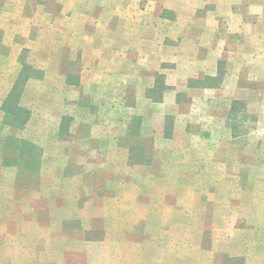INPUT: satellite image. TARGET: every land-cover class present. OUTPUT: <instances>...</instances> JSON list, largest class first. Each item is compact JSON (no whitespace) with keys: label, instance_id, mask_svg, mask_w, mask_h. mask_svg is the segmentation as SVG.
I'll use <instances>...</instances> for the list:
<instances>
[{"label":"rangeland","instance_id":"1","mask_svg":"<svg viewBox=\"0 0 264 264\" xmlns=\"http://www.w3.org/2000/svg\"><path fill=\"white\" fill-rule=\"evenodd\" d=\"M114 5L0 0V264H151L149 239L157 233L148 225L154 222L150 208L159 209L161 198L166 205L178 201L169 194L171 186L235 190L229 204L240 229L247 204L264 203V73L258 70V83L249 81L256 88L245 105L239 101L228 118L218 119L209 115L210 102L208 109L195 106L188 119L164 111L170 99L160 74L163 84L146 92L147 100L128 101H135L133 108L153 109L148 129L145 115L126 114L127 103L108 95L110 81L89 82L91 75L120 68L130 73L119 63L132 58L130 23L102 16V9ZM82 8L86 23L68 14ZM258 8L262 11L259 6L251 11ZM117 28L124 39L114 35ZM84 42H90L85 50ZM174 101L191 108L184 94ZM194 124L203 130H184ZM222 126L231 128L217 129ZM160 133L165 139L191 140L171 150L158 140ZM122 137L134 145L120 147ZM225 138L234 141L216 146ZM226 155V162H218ZM170 156L182 158L167 161ZM184 156L203 158L202 176L188 175L198 165ZM189 203L195 209L194 200ZM220 229L221 236L228 232ZM159 237L161 242L153 243L157 254H170L175 262L179 244L167 241L162 229ZM204 239L202 251L190 242L183 252L182 244L180 263L201 264L200 258L208 264H261L257 257H228L211 236ZM236 240L243 242V236ZM162 257L156 264H168Z\"/></svg>","mask_w":264,"mask_h":264},{"label":"crops","instance_id":"2","mask_svg":"<svg viewBox=\"0 0 264 264\" xmlns=\"http://www.w3.org/2000/svg\"><path fill=\"white\" fill-rule=\"evenodd\" d=\"M65 2L84 6L91 3H114V8L102 9V16L105 18L112 16L130 23L127 24L129 28L126 32L133 45L130 49L132 58L129 61L120 59L119 62L121 67L128 66L130 73L120 68L108 75H91L89 82L98 81L100 84V80L110 81L108 95L114 96L116 102L118 100L120 104L127 103L126 114L145 115L148 129V116L152 115L153 109L149 105L144 108H133L132 104L135 101L129 103L128 101L147 100L149 95L146 92L152 93L155 84H163L160 81L162 79L160 74L165 76L164 82L168 86L165 89V98L170 99V103L166 104L168 106H162L164 111L175 115L176 118L188 119L194 112L195 106L208 109L207 105L210 102L213 104L209 106V115L218 119L228 118L236 102L241 101L243 104H240L245 105L247 99L251 98V93H255L253 88H256L248 84L249 81L258 83V72L264 73V0H65ZM253 6L255 8L259 6L262 11L258 8V12H252ZM85 13L82 8L79 13L72 11L68 14L71 18L76 16L82 18V22L86 23L89 16ZM31 15L32 13L27 18H32ZM180 21L184 23L179 24ZM83 28L82 35L86 36L85 26ZM114 35L118 39H124L119 28L115 29ZM248 38L251 44L247 43ZM89 46L90 42H84L81 48L85 50ZM122 49L124 48L116 45L115 50ZM114 65L117 67L118 64ZM177 94H184L190 98L191 108L188 110L181 108V103L174 101ZM175 128L180 131L181 127ZM203 128L202 124H194L189 128L185 126L184 130L199 133ZM230 128L222 126L217 129L225 131ZM158 140L163 146L172 150V147L187 146L191 139H183V141L165 139L162 135ZM233 141L225 138L219 140L216 146H229ZM199 142L202 143L201 140ZM118 145L129 148L134 143L122 137ZM173 157L166 159L179 162L182 158L179 156L176 159L178 161L170 160ZM184 159L185 162L189 160L198 165L195 171L189 170L188 175H194L195 178L203 175L202 170H198L202 169L200 168L202 157L190 160L184 156ZM227 159V155L221 156L218 162L224 163ZM209 169L212 170V167L210 166ZM209 177L212 178V175ZM135 191L138 190L132 188V192ZM168 191L169 194L177 196L176 203L166 205L163 204L164 198H161L158 199V202H162L159 204V209H153L154 206L150 208L151 220L155 223L148 225L156 227L154 232L157 233L149 239L152 245L149 252L151 264L161 262L155 260L162 256L165 257H162L163 260H168V264H177V262L182 264L181 259H178L181 256L179 247L183 244L182 250L185 252L186 244L191 242L197 244L198 250L202 251L204 237L207 235L219 243L218 251H223L226 256L241 257L243 260L257 257L261 264H264V203L247 204L245 215L240 218L242 220L240 229L234 222L237 217L236 211L229 204L234 201L235 190L232 191L230 188L219 190L213 185L205 191L200 189L188 191L186 187L177 186L169 187ZM188 200L192 202L194 200L195 209L190 203L188 204ZM220 228H227L225 231L228 232L221 236L219 231L224 229ZM161 229L164 236H167V241L179 244L176 248L180 254L174 255L175 262L171 261L170 254H157V248L153 243H159L163 239L159 237ZM239 235L243 236V242L236 240ZM214 254L216 257L218 252ZM198 260L201 264H208L200 258ZM182 262L186 264V260Z\"/></svg>","mask_w":264,"mask_h":264},{"label":"trees","instance_id":"3","mask_svg":"<svg viewBox=\"0 0 264 264\" xmlns=\"http://www.w3.org/2000/svg\"><path fill=\"white\" fill-rule=\"evenodd\" d=\"M238 104V102H236L235 104H234V106H236ZM233 107V106H232ZM232 109H234V107L232 108ZM234 112H235V110H234ZM237 114V113H236Z\"/></svg>","mask_w":264,"mask_h":264}]
</instances>
